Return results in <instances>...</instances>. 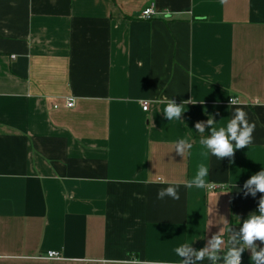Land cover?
I'll list each match as a JSON object with an SVG mask.
<instances>
[{"label":"crops","instance_id":"crops-1","mask_svg":"<svg viewBox=\"0 0 264 264\" xmlns=\"http://www.w3.org/2000/svg\"><path fill=\"white\" fill-rule=\"evenodd\" d=\"M238 109L249 145L207 152ZM200 166L208 187H185ZM261 170L264 0H0V264H213L194 253L244 244ZM170 184L180 199H157Z\"/></svg>","mask_w":264,"mask_h":264},{"label":"clouds","instance_id":"clouds-1","mask_svg":"<svg viewBox=\"0 0 264 264\" xmlns=\"http://www.w3.org/2000/svg\"><path fill=\"white\" fill-rule=\"evenodd\" d=\"M232 103L236 101L232 99ZM184 103L177 105L173 100H169L167 106L164 109L163 115L168 120H180L183 111ZM208 125L214 127L215 122L213 119H208ZM241 126V127H238ZM195 128L200 132H204V124L196 123ZM214 131L210 138H204L201 140V144L205 147L207 152L214 154L218 158L231 157L235 149L243 148L249 145L252 140L251 133L255 130V125H250L246 120V114L243 110H237V114L234 119L227 122L226 127H219L218 130L214 127ZM235 141V144L232 142ZM191 143L186 139H178L175 142V149L182 155L185 149H191ZM208 169L204 166H200L196 172L194 179H192L185 187L204 189L208 187L209 182L206 180ZM247 184H255L256 189L261 193H264V170L253 176ZM179 188L178 184H170L169 186L160 189L157 192V199L164 200L165 198H171L172 200H179ZM255 194V192L253 193ZM242 233V241L244 244L237 247H229L225 254L221 257L218 252L221 248L222 237L217 234L211 241V247L213 251L209 252L207 248L195 252L197 260L203 259L208 256L209 259L216 264V261H221L223 264H241V256L245 251V247L252 248V255L250 257V264H264V248L260 251H256L258 245L254 244V241L259 240L264 244V197L261 198L260 214H252L243 223V227L240 229ZM189 243L185 242L175 249L176 256L178 258L187 256L189 254ZM180 264H187L186 261L180 260Z\"/></svg>","mask_w":264,"mask_h":264},{"label":"built area","instance_id":"built-area-1","mask_svg":"<svg viewBox=\"0 0 264 264\" xmlns=\"http://www.w3.org/2000/svg\"><path fill=\"white\" fill-rule=\"evenodd\" d=\"M155 14H156V11L151 6V7H147L146 9H144L142 11L141 17L145 18V19H149V18H152ZM233 99L237 102V100L235 98H233ZM230 101L232 102V99ZM74 105H75L74 97L68 98L67 99V107H74ZM149 106H150L149 101L143 102V110L147 111L149 109ZM209 188L210 189H216V188H221V187L219 185H210ZM47 256H48V258L56 259V258H59L60 254L57 251H49Z\"/></svg>","mask_w":264,"mask_h":264},{"label":"trees","instance_id":"trees-1","mask_svg":"<svg viewBox=\"0 0 264 264\" xmlns=\"http://www.w3.org/2000/svg\"><path fill=\"white\" fill-rule=\"evenodd\" d=\"M255 215H259L260 214V205H258L257 207V210L255 213H253ZM250 216V215H249ZM249 216L245 217L243 220H242V224L249 218Z\"/></svg>","mask_w":264,"mask_h":264}]
</instances>
